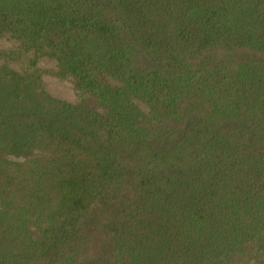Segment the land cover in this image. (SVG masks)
<instances>
[{
	"label": "trees",
	"instance_id": "trees-1",
	"mask_svg": "<svg viewBox=\"0 0 264 264\" xmlns=\"http://www.w3.org/2000/svg\"><path fill=\"white\" fill-rule=\"evenodd\" d=\"M0 38V264H264V0H0Z\"/></svg>",
	"mask_w": 264,
	"mask_h": 264
},
{
	"label": "rangeland",
	"instance_id": "rangeland-1",
	"mask_svg": "<svg viewBox=\"0 0 264 264\" xmlns=\"http://www.w3.org/2000/svg\"><path fill=\"white\" fill-rule=\"evenodd\" d=\"M12 42L4 38H0V50L9 49L12 46ZM15 69H18L17 65H11ZM39 66L43 69L54 68L55 63L48 59H41ZM43 84L45 90L53 97L60 98L71 103L76 101L75 93L73 91L72 84L67 80H60L51 75L43 76Z\"/></svg>",
	"mask_w": 264,
	"mask_h": 264
}]
</instances>
